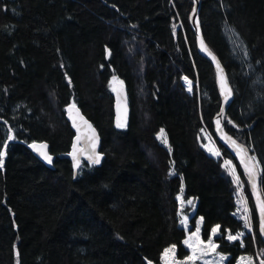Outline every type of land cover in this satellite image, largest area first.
<instances>
[{
    "label": "trees",
    "instance_id": "16d2710c",
    "mask_svg": "<svg viewBox=\"0 0 264 264\" xmlns=\"http://www.w3.org/2000/svg\"><path fill=\"white\" fill-rule=\"evenodd\" d=\"M193 7V0H0V264H163L172 244L177 258L189 254L183 242L199 218L204 239L220 226L214 239L230 254L227 264L245 253L259 264L264 242L248 176L213 133L221 95L190 25ZM199 17L234 91L225 128L252 143L264 168V0H201ZM114 76L128 93L122 128ZM185 77L198 85L191 92ZM73 102L98 129L103 154L99 165L83 161L77 176L58 156L73 144L66 112ZM211 135L219 157L202 147ZM34 141L48 142L54 168L31 152ZM224 159L234 163L251 214L244 246L226 239L244 223ZM179 212L192 215L188 232Z\"/></svg>",
    "mask_w": 264,
    "mask_h": 264
},
{
    "label": "snow or ice",
    "instance_id": "6c2138e0",
    "mask_svg": "<svg viewBox=\"0 0 264 264\" xmlns=\"http://www.w3.org/2000/svg\"><path fill=\"white\" fill-rule=\"evenodd\" d=\"M193 15H196V11L195 9H193ZM196 23L198 24L199 21L197 19ZM175 27V25H174ZM200 47L207 52L210 56H212V58L215 60V56L212 55V53L209 51V49L207 48L205 41L203 39V36H201L200 38ZM110 51H109V55H110ZM246 55V52H245ZM217 69L219 71V78H220V84H221V89L224 93V101L227 102L229 100V98L232 96V89L228 84V80L227 77L224 75L223 72V68L220 67L219 62L217 61ZM187 83H188V90L191 92L192 91V81L188 80L187 77L184 78ZM70 82V81H69ZM113 84H119L121 86H123V81L119 80L118 77H113ZM114 91L116 90L115 88L113 89ZM126 99V97H125ZM118 100H119V94H118ZM75 110L76 112V116H73V122L75 123L77 117L81 120H83L82 116H79V109L76 108L75 102H73L71 105H69L68 111L69 114L71 115L73 113V111ZM120 110V105L118 103V112ZM125 117H126V105H125ZM84 123H87V121H84ZM216 125L217 128L220 129L221 127V121L218 118L216 120ZM117 126L118 127H126V118H121L120 115H118V119H117ZM88 127L91 129V125H88ZM93 136L91 137V139L93 140L92 143V148L93 150L96 147V144L98 143V137L95 136V130L91 129ZM203 131V130H202ZM14 137L9 136L8 139H13ZM159 138L161 139L162 143H164L165 145H167L168 141H167V136L166 133L164 132L163 129H161L160 133H159ZM223 138L230 143V145L236 150V152L238 153L240 160L243 164V167L245 169L246 175L248 176V179L250 181V185L251 188L253 189L254 195H255V200H256V204L258 206L259 209V216H260V232L262 235H264V196L261 195V189L258 187V176L261 173H264V168L260 167L259 161L257 160V158L255 156H249L248 153L250 151L249 148L245 147L244 145H241L239 143H237L236 140L232 139L231 137L228 136H223ZM79 139V137L77 138ZM6 147V145H5ZM32 147L44 158V160H46L48 163L52 162V157L48 154L47 151V144H33ZM205 148L212 153L213 155L219 157L221 156V153L216 150L214 151L212 148L208 147V145H205ZM78 150L75 148L74 146V151L72 153L73 156L76 155V152ZM5 155L4 152H0V167L3 166V156ZM89 159L92 160V163L94 164H98L100 162V157L99 155L95 154L93 151V155L89 156ZM174 164V162H173ZM76 166L79 167V159L77 158L76 160ZM224 167L225 169H227L228 173L233 177V182L239 187L240 191L238 193V196L240 197L239 199V203L242 205V211L245 213V215L242 216V219L244 221V227L247 229H251L252 228V222H251V218H250V214H249V209L247 207V201L243 198V185H242V181L240 180L239 175L236 173L235 171V167L234 165L231 164V161L225 160L224 162ZM181 204H184L183 201V195L181 193ZM194 201L189 199L187 201V204L191 205L193 204ZM238 211H241V209H238ZM203 220V218H201V221ZM187 222V217H184L181 220L182 224H185ZM219 229L220 226L216 225L212 230H211V236L208 239V241L205 243L203 240L200 239L199 233H200V227H199V223L198 226L196 228V232L192 233L188 239H186L183 243L191 249L192 251V255L188 256L186 258V260L184 262H179L176 261L174 259L175 257V245L171 246L169 249H165V257L167 258L168 255L171 253L173 260H172V264H188V262H191V264H195V261L197 259H202L205 255H207L208 252H215L218 245H216L213 241V239L211 237H215L218 236L219 233ZM245 233L244 232H238L236 234H231L229 232V234L226 236V239L228 241H241V246L242 245V241H243V237H244ZM262 255H264V252L261 253ZM19 255V253L17 252V256ZM225 259L224 256L220 257V261L221 264L223 262V260ZM18 264V262H17ZM149 264H151V262H149ZM166 264H168V261L166 259ZM241 264H253V260L251 257L248 258H241ZM259 264H264V260H261L259 262Z\"/></svg>",
    "mask_w": 264,
    "mask_h": 264
},
{
    "label": "water",
    "instance_id": "95a60500",
    "mask_svg": "<svg viewBox=\"0 0 264 264\" xmlns=\"http://www.w3.org/2000/svg\"><path fill=\"white\" fill-rule=\"evenodd\" d=\"M194 2V7L193 9H195L196 11V15H193V10L190 13V25L192 27V29L194 30L195 34H196V38H197V46H198V50L199 52L206 57L208 60L211 61V63L213 64L214 68H215V72H216V80H217V84L220 90V95H221V107L220 110L216 113V115L213 117L212 120V125H213V133L214 136L217 138L218 142L224 146L226 148V150L231 154V156L234 158V160L237 161V163L242 167L243 171L245 172V169L243 167V164L240 160V157L238 155V153L236 152V150L230 145L229 142H227L223 136H228L231 137L232 139L236 140L231 134H229V132L226 130L225 128V118H226V112L230 106V104L232 103L233 99H234V92H233V88L229 82V78L228 75L226 73V70L224 68V66L222 65L219 57L216 55L215 52H213V50L210 48V46L207 44V42L204 39L203 36V32L201 29V23H200V17H199V11H200V6H201V0H193ZM199 21V23L197 24L196 21ZM201 36H203V39L205 41V44L207 46V48L209 49V51L212 53L213 56H215V60L212 58V56H210L207 52H205L201 47H200V38ZM217 61L220 64V67L223 68V72L224 75L227 77L228 80V84L232 89V96L229 98V100L227 102L224 101V93L221 89V84H220V78H219V71L217 69ZM115 103H114V115H115V119L117 122L118 119V115L121 116V118H126V125L129 121V114H130V106H129V100H128V93H127V88L125 83H123L122 89L121 86L119 84H115ZM118 94H119V100H118ZM126 97V99H125ZM118 103L120 105V110L118 112ZM71 105V104H70ZM76 105V104H75ZM125 105H126V117H125ZM69 106L66 109L67 112V118L69 119L74 131H75V136L73 139V144L71 146V149L69 152H65V153H60L58 156L59 157H66L68 158L71 162H72V166H73V170H74V176H77L78 170L82 164L83 161H86L90 164H94L92 163V160L89 159L90 155H93V151L95 154L99 155L100 157V162L97 164H101L102 162V157L103 154L100 152V142H101V137L100 134L98 132V129L95 127V125L93 124V122L85 115L83 114V112L81 111V108L76 105V108L79 109V116L83 117V120L79 119L77 117L75 123L73 122V116H76V112L75 110L73 111V113L70 115L69 111H68ZM220 119L221 121V127L220 129L217 128L216 125V120ZM84 121H87V123H84ZM88 125H91V129L95 130V136L98 137V143L96 144L95 149L93 150L92 148V143L93 140L91 139V137L93 136V133L91 131V129L88 127ZM79 137V139H77ZM237 141V140H236ZM47 144V151L48 154L52 157V162L48 163L46 160H44V158L32 147L33 144ZM237 143L244 145L240 142L237 141ZM74 146L75 148L78 150L76 152V155L73 156L72 153L74 151ZM245 146V145H244ZM29 149L31 150V152L40 160L42 161L46 166H48L49 168H54V161L56 156L54 154H52L49 150V144L47 141H34L32 143H30L28 145ZM246 147V146H245ZM249 156H253V154L249 151L248 153ZM77 158L79 159V167L76 166V160ZM246 173V172H245ZM258 187L261 189V195H263L262 192V173L258 176ZM248 183H249V189H250V194H251V198L253 201V205H254V209L256 211V215H257V219H258V232L260 235V238L262 239V241L264 242V235L261 234L260 232V216H259V209L258 206L256 204V200H255V195L253 192V189L251 188L250 185V181L248 179ZM151 264H155L153 262H151Z\"/></svg>",
    "mask_w": 264,
    "mask_h": 264
},
{
    "label": "rangeland",
    "instance_id": "374dc122",
    "mask_svg": "<svg viewBox=\"0 0 264 264\" xmlns=\"http://www.w3.org/2000/svg\"><path fill=\"white\" fill-rule=\"evenodd\" d=\"M187 78H188V77H187ZM188 80L192 81V90L194 89V86H198L197 84H195V82H194L193 79L188 78ZM185 84H186V87H187V89H188V83H187L186 80H185ZM159 133H160V131L157 133V138H158V140L162 143L161 139L159 138ZM207 133L209 134V132H207ZM201 143H202V142H201ZM163 144H164V143H163ZM205 145H208V147L212 148L214 151L218 150V151L220 152V149H219L218 145L216 144V142L214 141V139H213L211 136H210V138H209L206 142L202 143V147L205 148ZM244 145H245V144H244ZM245 146H246L247 148L250 149V152H251V153L254 152L255 149H254L252 143H251L249 146H247V145H245ZM205 149H206V148H205ZM206 150H207V149H206ZM207 151H208V150H207ZM208 152H209V151H208ZM211 154H212V153H211ZM253 156H255V157L258 159L259 164H260V167L263 168V167H262V164H261V162H260V159L258 158V156H257L256 154H253ZM225 160H228V159H224V162H225ZM228 161H231V160H228ZM231 164L234 165L233 161H231ZM239 191H240V189H239ZM242 191H243V189H242ZM243 198L247 201V197H246L244 191H243ZM239 199H240V197L236 198V210H235V214H236V216H238L239 218L242 219V216L245 215V213L242 211V205L239 203ZM247 207H248V209H249L248 201H247ZM238 209H241V211H238ZM192 213H193V210L191 211V214H192ZM249 214H250V210H249ZM180 215H181V220H182L184 217H187V222H186L185 224H182V225L185 227V229H186L187 232H188L189 229H190V226H191L190 221H189V218H190L192 215H186V214H184L183 212H181ZM250 218H251V214H250ZM242 220H243V219H242ZM251 222H252V219H251ZM198 223H199V227H200V224H201V218H199V219L196 221V225H195L196 227H195L194 230H192V231L190 232V235H191L192 233H195V232H196V228H197V226H198ZM243 223H244V221H243ZM250 230L252 231V228H251ZM248 231H249V229H247V228L244 227V228H243L242 230H240V231H237V232H231V231H230V233H231V234H236V233H238V232H244L245 234H247ZM228 234H229V232H228ZM228 234H227V235H228ZM199 236H200V239L203 240L205 243L208 241V239H204V238L202 237V235H201V227H200V233H199ZM188 237H189V236H188ZM188 237H187L186 239H188ZM211 238L213 239V241H214V243H215L216 245H219L218 242L215 241L214 237H211ZM230 242H234V241H230ZM239 242H241V241H239ZM240 244H241V243H240ZM173 245H174V244L170 245V246L167 247L166 249H169V248H170L171 246H173ZM242 245L244 246V241H242ZM188 249H189V254H188L185 258L179 259V258H177V257L175 256L174 259H175L176 261H179V262H184L188 256L192 255V251H191V249H190V248H188ZM175 250H176V248H175ZM164 253H165V251H164ZM164 253H163V258H162V259H163V264H166V259H167V261H168V264H172V260H173L172 254L170 253V254L168 255V257L166 258ZM261 253H262L261 250H260V252H258V250H257V260H258V263H259L261 260H264V257H263V255H262ZM221 256H224V257H225V259L223 260L222 264H227V261H228V258L230 257V254H228V253H224V252L220 251V250L218 249V247H217V249H216L215 252H208L207 255H205L202 259H197V260L195 261V264H221V261H220V257H221ZM242 257H244V258L251 257L252 260H253V264H256V261L254 260V258L252 257V255H250V254H246V253H245V254H241V255L238 257V259H237V261H236L235 264H241V258H242ZM188 264H191V262H188Z\"/></svg>",
    "mask_w": 264,
    "mask_h": 264
},
{
    "label": "bare ground",
    "instance_id": "6f19581e",
    "mask_svg": "<svg viewBox=\"0 0 264 264\" xmlns=\"http://www.w3.org/2000/svg\"><path fill=\"white\" fill-rule=\"evenodd\" d=\"M127 88V87H126ZM258 160V159H257Z\"/></svg>",
    "mask_w": 264,
    "mask_h": 264
}]
</instances>
